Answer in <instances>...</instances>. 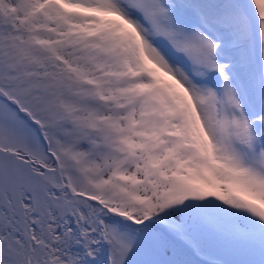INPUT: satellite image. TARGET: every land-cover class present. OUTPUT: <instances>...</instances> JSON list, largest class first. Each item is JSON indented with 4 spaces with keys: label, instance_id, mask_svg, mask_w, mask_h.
Returning <instances> with one entry per match:
<instances>
[{
    "label": "snow or ice",
    "instance_id": "1",
    "mask_svg": "<svg viewBox=\"0 0 264 264\" xmlns=\"http://www.w3.org/2000/svg\"><path fill=\"white\" fill-rule=\"evenodd\" d=\"M0 264H264V0H0Z\"/></svg>",
    "mask_w": 264,
    "mask_h": 264
}]
</instances>
